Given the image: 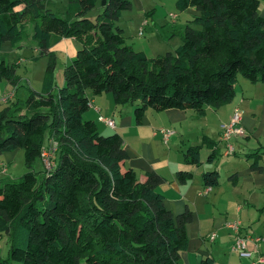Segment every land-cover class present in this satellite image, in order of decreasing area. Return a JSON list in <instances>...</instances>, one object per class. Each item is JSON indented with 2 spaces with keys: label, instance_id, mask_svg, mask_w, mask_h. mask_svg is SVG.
Instances as JSON below:
<instances>
[{
  "label": "trees",
  "instance_id": "trees-1",
  "mask_svg": "<svg viewBox=\"0 0 264 264\" xmlns=\"http://www.w3.org/2000/svg\"><path fill=\"white\" fill-rule=\"evenodd\" d=\"M95 1L67 0L60 16L44 0H0V48L20 42L30 19L32 38L49 55L42 89L23 102L12 94L0 109V155L21 148L26 167L18 177L0 180V235L8 242L0 264H187L181 252L190 210L173 214L166 207L157 172L148 170L140 180L134 168L122 167L128 153L121 136L102 134L96 121L84 118L86 91L110 93L118 106L132 104L140 122L148 108L201 113L227 103L238 75L264 86L259 0H176L178 10L192 6L199 13L185 25L180 44L157 56L129 45L116 23L131 0H105L93 20L88 11ZM55 37L81 43L56 94L49 53ZM1 80L18 82L2 57ZM46 131L57 142L54 165L37 174L33 165ZM184 158L197 165V147L187 148ZM191 176L177 171L182 182ZM202 180L212 187L217 171L205 170ZM199 264L213 259L204 256Z\"/></svg>",
  "mask_w": 264,
  "mask_h": 264
},
{
  "label": "crops",
  "instance_id": "crops-1",
  "mask_svg": "<svg viewBox=\"0 0 264 264\" xmlns=\"http://www.w3.org/2000/svg\"><path fill=\"white\" fill-rule=\"evenodd\" d=\"M131 1L135 4L137 20L134 28L138 33L141 26L144 31L148 24L145 15L155 14L157 7L154 0ZM198 13L192 6L180 11L178 15L169 12L168 19L173 22V26L166 28L160 18L156 19V23L163 25L162 31L167 41L162 40V36L158 34V37L152 36L143 43L132 39L141 47L136 50L150 52L149 54L162 52L164 49L172 50V46L175 48L181 42L180 34L185 25ZM169 14H173L174 18ZM177 16L180 17L179 22ZM68 39L72 40L71 46L67 43ZM60 41L66 42L65 50H68L70 56L76 53V49L81 45L80 41L73 37H61ZM126 42L135 48L130 41ZM86 94L90 103L84 117L96 121L100 133L117 132L122 138L128 153L122 167L134 168L140 180H144L148 170L157 172L163 177L157 189L164 195L166 207L173 214L190 210L191 220L186 224L188 243L181 252L184 263L199 264L200 259L208 255L213 259V264H249L247 258L238 256L237 252L230 248L233 236L226 226V221L233 219L240 220L243 234L262 236L258 248L264 254L262 83L237 77L234 96L227 103L217 107L206 106L201 113L192 108H166L160 111L148 108L140 122L135 121L132 104L115 105L111 94L107 92L93 95L87 90ZM236 106L242 110L241 123L246 133L233 138L235 152L226 155L223 153L224 143L219 138L220 126L228 121ZM99 113L113 118L115 126L111 128L98 121ZM162 129L173 130L167 141L162 138ZM49 138L42 146L49 144ZM189 147H197L199 151L200 162L197 165L188 163L184 158V152ZM56 150L55 146L54 152ZM12 152L9 153L13 154ZM9 161L11 160L8 157L6 163ZM212 169L217 171V183L206 193L199 194L206 186L202 173ZM178 170L189 171L192 176L182 182L177 178ZM247 246L252 248L253 244L248 241ZM2 256L4 255L0 253V259L8 256V249L5 257Z\"/></svg>",
  "mask_w": 264,
  "mask_h": 264
},
{
  "label": "rangeland",
  "instance_id": "rangeland-1",
  "mask_svg": "<svg viewBox=\"0 0 264 264\" xmlns=\"http://www.w3.org/2000/svg\"><path fill=\"white\" fill-rule=\"evenodd\" d=\"M157 11L155 14L151 15H145V17L148 20V24L144 27L143 34H138L134 28V25H136L137 15L135 12V4L132 3L131 7L127 10H123L119 19L116 21V23L121 26L124 30L125 39L127 41H130L135 48L138 49L141 48L138 46L137 42H133L132 39H135L136 41L143 43L147 41V39L151 38L152 36L158 37L156 34L162 36V40L167 41L165 38V33L162 31L163 25L165 28L167 26L171 27L173 26L172 23L168 19V13L174 12L177 15L179 14L180 10H178L175 6L176 0H154ZM259 13L260 15L264 16L263 14V8H264V0H259ZM46 6L52 10L55 11L58 15H63V10L65 9V6L67 5V0H44ZM104 3L102 0H96L95 5L88 11V16L91 19H95L99 11L102 9V5ZM160 18L164 23L161 25L157 24L155 21L156 19ZM180 17L177 16V22H179ZM195 27H199V25L194 24ZM32 26L33 21L30 19H27V23L25 25V32L22 36V39L20 42L11 45L9 42H4L0 48V58H4L9 64H12L15 68V74L18 77V82L16 84H13L6 80L0 81V109L5 107L7 105L6 102L1 100V96L3 94H8V92H13V101L18 100L19 102H23L25 97L30 91L36 90L40 91L42 89L43 84V78L45 73L46 65L49 61V55L48 54H42L39 50V47L37 45V40L32 38ZM139 27V26H138ZM138 30V28H137ZM176 35L174 36V39L176 40ZM61 38V37H60ZM60 38H53L49 47V53L53 56V93L56 94L58 88L63 85V70L67 63L70 62V60L75 56V52L72 54V56L69 55L68 50L66 52L65 50V44L66 42H61ZM72 41V40H71ZM70 39H68L67 43L71 46ZM180 44V42H179ZM178 44V45H179ZM171 46V44H168ZM81 46V45H80ZM132 46V45H131ZM174 46H172L173 50ZM78 49V48H77ZM76 49V50H77ZM166 51L164 49L162 52H153L154 54H149L150 52H147V56H157L161 55ZM18 61V62H17ZM15 64V65H14ZM238 78L242 79L241 75H238ZM130 105V104H124ZM123 106V105H122ZM86 118V117H84ZM48 132L44 134V143H47L48 140ZM57 147V142H56ZM10 151L3 152L0 155V159H2V162L6 166L5 171L0 170V180L6 181L8 179H13L21 174H23L26 170V167L24 166V159H23V150L21 148L15 149L11 154ZM3 157V158H2ZM9 157V162L6 163V159ZM55 158V152L53 151V161ZM43 164L41 162V159H37L36 162L33 165V169L38 171L43 170ZM1 169V166H0ZM41 172H38L39 174ZM6 249H8V242L7 237L4 233L0 235V253H2L5 257L6 255Z\"/></svg>",
  "mask_w": 264,
  "mask_h": 264
},
{
  "label": "built area",
  "instance_id": "built-area-1",
  "mask_svg": "<svg viewBox=\"0 0 264 264\" xmlns=\"http://www.w3.org/2000/svg\"><path fill=\"white\" fill-rule=\"evenodd\" d=\"M171 18H174L173 14H169ZM145 23V22H144ZM142 26L139 28L138 34H142ZM12 93L5 94L1 96L2 101H6L11 97ZM99 111V109H97ZM242 110L239 107H234L231 115L227 122L221 124L220 129V140L224 143L223 153L226 155L233 154L235 152V147L233 144V138L243 136L246 133V129L241 123ZM97 120L104 123L106 126L113 128L115 126L113 118L105 116L101 113L98 114ZM162 138L164 141H167L168 137L173 133L171 129H162ZM56 146V141L51 138L47 146H42L40 152V159L43 164V167L46 170H49L53 167V151ZM2 172L6 170V166L2 163L1 169ZM211 187L205 186L199 194L206 193ZM226 226L231 230L233 236L232 243L230 248L237 252L238 256L242 258H247L249 264H260L264 263V254H262L258 248L260 240H262L261 235H248L241 232V223L238 219L226 221ZM213 233L211 234V237ZM250 241L253 244L252 248H248L247 242Z\"/></svg>",
  "mask_w": 264,
  "mask_h": 264
},
{
  "label": "water",
  "instance_id": "water-1",
  "mask_svg": "<svg viewBox=\"0 0 264 264\" xmlns=\"http://www.w3.org/2000/svg\"><path fill=\"white\" fill-rule=\"evenodd\" d=\"M105 0H102V2L104 3Z\"/></svg>",
  "mask_w": 264,
  "mask_h": 264
}]
</instances>
